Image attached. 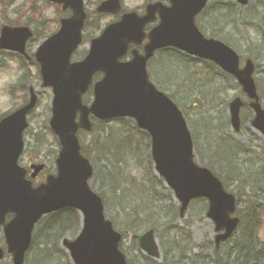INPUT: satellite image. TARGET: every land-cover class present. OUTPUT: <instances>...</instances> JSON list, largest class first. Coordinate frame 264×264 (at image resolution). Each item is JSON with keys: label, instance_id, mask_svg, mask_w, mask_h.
<instances>
[{"label": "water", "instance_id": "obj_1", "mask_svg": "<svg viewBox=\"0 0 264 264\" xmlns=\"http://www.w3.org/2000/svg\"><path fill=\"white\" fill-rule=\"evenodd\" d=\"M180 1L172 0L171 9L160 10V23L148 34L143 54L134 50L129 61H120L130 44L142 41V28L152 20L150 14L156 7L148 9L143 18L127 14L120 22L108 26L91 42L87 56L78 63H70V57L80 43L85 18L82 3L53 1L63 4V9H71L72 17L61 21L59 31L42 43L35 58L42 87L52 92L49 127L60 145L56 174L47 176L44 183L33 188L25 178L26 171L18 165L26 116L36 105L32 88L28 103L0 120V227L13 264L24 263L33 228L40 218L65 208L75 209L81 216V230L75 240L62 241L72 264H126L118 250L121 236L105 219L101 199L88 186L92 167L81 155L76 137L79 130L91 131L90 116L99 121L129 118L139 130L148 133L154 171L180 203L179 216L183 217L190 201L206 199V218L214 225L216 246L229 239L237 228L234 196L225 192L208 169L194 163L186 122L176 105L149 82L146 64L156 50L166 47L213 62L235 78L253 111L250 127L264 137V109L252 77L254 67L247 60L240 69L234 51L219 42L205 40L196 30L193 16L205 0H200L190 14L183 12ZM237 1L246 4V0ZM119 8L117 0H108L97 10L115 14ZM30 37L27 28L3 27L0 49L24 54ZM96 73H101L102 78L93 84V101L88 107L82 103V96ZM242 105L235 98L228 106L229 122L235 133L240 130ZM30 169L33 171L30 177L35 179L43 165H32ZM8 215L12 217L6 222ZM139 246L148 256L159 258L151 230L139 238ZM3 257L4 250L0 248V261Z\"/></svg>", "mask_w": 264, "mask_h": 264}, {"label": "rangeland", "instance_id": "obj_2", "mask_svg": "<svg viewBox=\"0 0 264 264\" xmlns=\"http://www.w3.org/2000/svg\"><path fill=\"white\" fill-rule=\"evenodd\" d=\"M100 1L88 0V8L92 10ZM227 1L232 2V0ZM143 2L144 0H126V7L133 9L142 5ZM237 12L239 13L237 17H234L233 42L230 46L242 60L250 58L253 61L254 80L260 104L264 109V29L262 26L264 9L260 2L255 4L254 1H250L246 7L238 8ZM59 18V10L52 5L41 4L38 0H0V28L3 25H23L30 27L36 33V36L26 45V53L32 58L42 41L57 30ZM98 21L100 27L98 31H95V35H98L107 25L110 17ZM85 53L86 46H83L72 56V60H80ZM207 69V66L194 63L191 59L181 60L177 55L164 52L157 53L150 61L148 74L150 81L169 96L184 112L183 115H186L188 129L195 138V163L210 169L222 182L225 191L235 196L237 202L235 215L240 220L242 218L248 220L253 203L263 206L258 215L260 224L255 235L264 256V161L261 160L262 166L255 164L257 167H250L252 165L242 164V162L215 161L219 158V155H216L217 145L215 141L208 139V132L205 133L203 129L207 123L203 121L210 117L218 116V119L224 117L222 123L226 124V128L223 132L242 145L236 155L240 158V155L247 158L244 153L248 151L247 148L251 147L250 145L257 153H261L262 150L264 153V138L259 137L260 142L255 144L249 143L248 124L252 119V111L248 107L240 113V133L233 134L228 124L227 106L220 107L217 111L214 106L207 103V100L203 101L204 97L210 101L211 95L217 96L218 93L227 103L235 97L244 99L239 89H228L227 83L219 79H214L211 84L205 82V86L210 85L206 89H200L197 79L206 71L209 72ZM29 87H32L36 93L37 104L27 117L29 127L24 134L25 152L19 164L23 168L36 163L45 165V172H47L36 179L34 185H37L45 175L54 173V160L59 149L58 141L48 126L51 117L52 93L49 88L41 87L39 68L33 59L28 61L13 53L0 51V118L27 101ZM91 99L92 94L88 93L84 97V103L89 104ZM194 101L200 102L199 108H191ZM96 126L91 133H78V139L81 146L87 148L90 153L89 160L93 166V176L89 186L93 192L103 198L106 219L122 235L119 249L124 254L127 264H236L233 253L238 248L240 239L245 237L242 233L244 230L241 228L242 224L229 241L219 245L217 253L219 261L216 263L214 226L206 218L207 202L202 199L192 201L182 218L178 215L173 217V214H169L167 210L170 216H166L164 220L159 219L162 213L157 214L156 211L160 206L155 205L152 200L149 201L144 195V191L150 188V181L152 183L146 161V155L149 154L147 138L136 131L133 133V140L138 144L137 153L130 154L122 150L123 158L114 159L106 141L108 131H112L119 140H123L126 134L132 132L134 125L128 120H114L103 124L97 123ZM231 168L241 174L229 175ZM238 180L248 186L242 189L243 184H239ZM156 193L160 197L165 195L162 188H159ZM167 206L168 203L166 208ZM172 206L178 212L179 203L172 200ZM244 225L247 229L249 223ZM37 227L38 225L34 232ZM67 227L59 237V248L66 254V259L55 256L52 264H71L68 253L61 243L64 239L74 240L80 231V224L75 234L74 227H70V224ZM148 230L154 232L160 255L157 260L142 253L137 243L138 238ZM0 248H4L1 230ZM30 251L26 255L25 264L31 262L33 253L38 250ZM0 264H12L11 258L5 257ZM256 264H264V259L259 258Z\"/></svg>", "mask_w": 264, "mask_h": 264}, {"label": "trees", "instance_id": "obj_3", "mask_svg": "<svg viewBox=\"0 0 264 264\" xmlns=\"http://www.w3.org/2000/svg\"><path fill=\"white\" fill-rule=\"evenodd\" d=\"M43 1L46 2V0H43ZM204 66L205 67L207 66L208 68L207 70L209 72L206 71L203 75L199 76V79H197V82L199 81L198 87L200 89H206L214 79H219L221 82H226L228 85L227 86L228 89L230 88L238 89V86L235 84L232 77L222 73L215 66L211 64H205ZM205 82L210 83V84L208 86H205ZM213 95H211L210 101L206 97L203 98V101L206 102L207 100V103L210 106H214L217 111L219 110L220 107L225 108L227 106V101L225 99H222L219 93L217 94V96L215 95L213 96ZM199 104H200L199 101H194L192 102L191 108L193 107L199 108L198 107ZM182 113L184 114V112ZM218 118H219L218 116L205 118L203 122L207 123V126L205 128L202 127L205 130V133L206 131L208 132L207 133L209 135L208 139L216 142L217 149H218V152L216 153V155L217 156L219 155L218 156L219 158L215 161H222V162H228V163L229 162L231 163L242 162V164L252 165L250 167H254L255 164L262 166L261 165L262 161H264L263 150L261 149L262 152L257 153L252 145H250L251 147L247 148L248 151L244 153L247 156V158L242 157V155H240L241 158L236 156L238 151L241 149L242 145L241 143L233 140L232 138H230L223 132L225 130L224 128H226V124L222 123L224 122V117H222L221 119H218ZM100 124H103V123H100ZM96 125L97 123L94 124L93 127L96 128L97 127ZM136 131L137 130L135 126H132V132L129 134H126V137L123 140H119L118 136H116L112 131H108L106 141H107V144L109 145L108 146L109 151L111 152L112 157L114 159H118L120 157L121 159L123 158V155L121 153L122 150H125L126 153H130V154L137 153L138 144L136 141L133 140L134 138L133 133H135ZM248 137H249L250 144H255L256 142H260L259 137L250 130L248 133ZM193 140L195 141V138H193ZM81 153L87 158L90 157V153L88 152L87 148L83 147V145L81 146ZM146 161H147V168L149 171L148 174H150L149 176L152 179V183L149 180L150 188L147 191L146 190L144 191V195L149 201L152 200V202L155 205L160 206V208L157 209L156 211L157 214L162 213L159 219L164 220L166 216H170L169 214H173V217L177 216V212L172 206L171 193L166 188H164L162 181L154 176L150 157L148 154L146 155ZM232 171L229 170V173H228L231 176H233L234 174H236L237 176L238 174H241L239 171H234L233 169ZM238 182L239 184H243L240 180H238ZM246 186L248 185L243 184L241 185V188L243 189ZM159 188L160 189L162 188L163 193L165 194L162 197H160V195L156 193L158 192ZM166 203H168L167 208H166ZM252 205H253V208L251 207V210H250L251 212L250 218L248 220L244 218L240 220V225L242 224L241 228L244 229L242 233L245 234V237H242L240 239L238 248L233 253L235 256L234 262H236V264L237 263L256 264V261L259 258L264 259V256L262 255L263 252L261 251L259 242L257 241V237L255 235V232L260 224L259 223L260 216L258 215L262 211L263 206L256 205L254 203ZM167 210L169 214L167 213ZM244 223L246 224L249 223L247 229L245 228L246 225H244ZM69 224H70V227L71 226L74 227V234H75V231L77 232L79 229L80 219H79L78 214L74 210H71V209H64L56 213H52L49 216L42 219L40 223H38L36 232H34L33 234L32 244L30 247L31 251L33 250H38V251L33 253L32 255L33 258L31 259V262H28V264H52L53 258L55 256H60L61 259L63 258L66 259V254L64 253L63 250L59 248V240H60L59 237H61L65 229L68 228L67 225ZM180 235H181V232H180ZM214 252L216 255L215 262L218 263L217 262L219 261L218 260L219 254H217L218 249L214 248Z\"/></svg>", "mask_w": 264, "mask_h": 264}, {"label": "flooded vegetation", "instance_id": "obj_4", "mask_svg": "<svg viewBox=\"0 0 264 264\" xmlns=\"http://www.w3.org/2000/svg\"><path fill=\"white\" fill-rule=\"evenodd\" d=\"M54 1V0H53ZM57 1V0H56ZM82 3L83 13L85 15L81 35L80 43L76 50L79 51L81 47L86 46V53L90 50L91 42L101 33V31L107 26L116 23L119 21L124 14L135 13L139 18H143L147 15L148 9L152 8L151 6L156 7V10L153 11L150 15L152 20L148 23H145L142 28V33L144 34V39L136 45H130L128 48V53L132 50H136L138 53H143L144 46L148 41V34L154 30L160 22V10H169L172 8V0H144L143 4L139 7L129 9L126 7V0H117L120 6V11L116 14L108 13H99L97 9L100 4L108 0H101L92 10L88 8V0H79ZM176 1V0H175ZM200 0H182L180 1V7L183 12L186 14L192 13L197 7ZM250 1H254L255 4L260 2V5L264 9V0H247V5ZM53 6L59 10L60 18L58 19V28L55 32L58 31L60 27V22L64 19L72 17V10L69 8L63 9V4L55 3ZM239 6L235 0L232 2L217 1V0H205V4L200 10H197L193 16V24L197 31H199L202 36L206 39L218 40L226 45H230L233 42L232 34L234 33V17L238 16L236 13ZM59 17V16H58ZM110 17V21L103 27L98 35H95V31L99 30L100 24L99 19ZM262 26L264 29V15L262 19ZM164 50L173 51L171 48ZM160 50V51H164ZM159 52V51H157ZM84 58V57H83ZM81 58L80 60H82ZM201 61V60H198Z\"/></svg>", "mask_w": 264, "mask_h": 264}]
</instances>
